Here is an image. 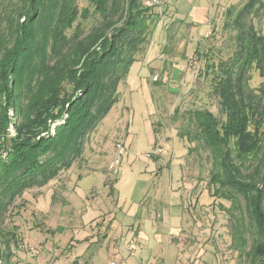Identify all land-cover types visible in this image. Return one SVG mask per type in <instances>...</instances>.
Returning a JSON list of instances; mask_svg holds the SVG:
<instances>
[{
  "label": "trees",
  "instance_id": "trees-1",
  "mask_svg": "<svg viewBox=\"0 0 264 264\" xmlns=\"http://www.w3.org/2000/svg\"><path fill=\"white\" fill-rule=\"evenodd\" d=\"M87 2L8 0L0 12V237L13 235L1 229L8 204L82 157L158 22L144 0ZM260 15L264 0L224 9L225 52L195 49L217 112L201 105L176 108L173 117L182 120L187 152H205L207 189L229 202L220 207L244 264H264V80L249 84L252 72L264 78Z\"/></svg>",
  "mask_w": 264,
  "mask_h": 264
},
{
  "label": "rangeland",
  "instance_id": "rangeland-1",
  "mask_svg": "<svg viewBox=\"0 0 264 264\" xmlns=\"http://www.w3.org/2000/svg\"><path fill=\"white\" fill-rule=\"evenodd\" d=\"M7 1L0 0V12L5 9ZM245 1L158 0L153 5V11L159 15L158 22L148 42L137 54V60L129 67L124 81L119 83L118 98L113 107L100 120L89 138L84 140L85 156L74 163L69 174L60 173V185L52 180L45 186L25 190L7 205L1 229L2 233L10 230L13 235L0 237L2 264H53L49 249L42 253L38 251L39 239L42 241L38 232L45 234V228L49 225L64 227L62 231L56 230L55 236L49 239L60 247L65 244L73 232L66 225L64 213H60V207L66 202L63 193L70 190L65 187L66 180L71 173L75 178L77 172L79 177L86 169L95 167L96 152L94 155L86 154L89 151L104 147L108 152L111 145L113 151L115 141L126 145L122 139L115 137L120 130L125 133L127 124L130 132L128 146L121 156L117 173L119 181L116 193L120 201L145 202L149 206L165 202L169 196V177L175 175L173 177L181 182L182 187L179 189L186 199L183 208L185 221H182L179 234L172 238L179 249L178 264H244L231 246L229 216L220 207H228L229 202L211 199L207 189L210 164L204 158L205 152H201V157L197 152H187L189 143L179 134L182 120H174L173 117L176 108L183 111L201 105L217 112L216 101L207 93L209 82L204 81L199 74L204 57L198 56L195 49L205 51L204 46L212 44L223 46V50H226L227 37L222 29L224 9L229 5L241 6ZM77 3L80 7L88 4L87 0H77ZM256 20L257 27L264 32V15L258 16ZM263 80L257 72H252L249 84L258 87ZM9 115H13L12 108L9 109ZM152 130L155 133L154 145L151 142ZM8 133V136L15 135L12 124L8 127ZM102 136H105L106 141ZM153 147H159L160 152L171 149L176 155L182 153L178 157L180 164L176 166L177 171L165 168L159 177L152 161L156 153L151 157L146 156L154 151ZM106 151L100 153L105 156ZM169 158L172 159L171 156ZM107 160L101 156L98 161L99 169L93 180L95 189H101L104 178L105 183L107 181L109 175L106 165L110 159ZM107 185L109 187L111 183L107 182ZM49 190L51 192L47 193ZM77 190L82 195V187ZM95 192L91 189L87 194L91 196ZM53 197L58 209L55 208L56 212L49 217L47 215V219L43 218L35 209L48 208ZM62 259L65 261V258Z\"/></svg>",
  "mask_w": 264,
  "mask_h": 264
},
{
  "label": "crops",
  "instance_id": "crops-1",
  "mask_svg": "<svg viewBox=\"0 0 264 264\" xmlns=\"http://www.w3.org/2000/svg\"><path fill=\"white\" fill-rule=\"evenodd\" d=\"M127 129L128 124L125 133L123 134L120 130L115 137L122 139L126 146H128L127 140L130 136ZM151 133V142L154 145L155 133L153 130ZM102 137L106 141L105 136ZM100 151L106 150L104 147H100L86 153L94 155L96 152L97 159L93 163L95 164L94 168L86 169V172L81 173L79 177L77 172L75 178L71 173L70 178L66 180L65 187L70 190L63 193L66 202L60 207V213H64L66 225L70 226L73 232L65 244L60 247L49 237H54L55 231H62L64 227L49 225L50 227L45 228V234L38 232L42 237V241L39 239L40 249L38 251L42 253L49 249L53 264L55 262L56 264H178L179 249L172 238L179 234L182 221H185L183 208L186 199L183 198L182 191L179 189L182 187L181 182L175 179V175H171L168 185L169 196L165 202L160 201L156 206L128 200L121 202L119 194L116 193L118 175L112 177L106 170L109 176L106 183L104 178L101 189H95L93 185L96 171L99 169L98 161L101 156L110 159L112 145L108 152L106 151L107 155L104 156V153L101 154ZM180 155H176V152L171 149L153 155L152 161L155 164L153 166H155L159 177L165 168L177 171L176 166L180 164L178 158ZM83 156H85L84 153ZM73 165L63 173L68 172L69 174ZM89 167L91 168V165ZM60 176L51 181L60 185ZM107 182L111 183L109 187ZM78 187H82V195L78 194ZM91 189L96 192L89 196L87 193ZM108 191L109 193H107ZM49 192L51 190L47 193ZM53 202L54 197L48 208L43 207L35 210L43 218H46L47 215L49 217L56 212L55 208L58 209ZM188 202L190 203L189 200ZM74 225L76 226L71 227ZM131 240L135 242L134 249L129 248L128 244ZM62 258H65V261Z\"/></svg>",
  "mask_w": 264,
  "mask_h": 264
},
{
  "label": "built area",
  "instance_id": "built-area-1",
  "mask_svg": "<svg viewBox=\"0 0 264 264\" xmlns=\"http://www.w3.org/2000/svg\"><path fill=\"white\" fill-rule=\"evenodd\" d=\"M158 3V0H146V6H153ZM154 151L151 153H147L146 156L151 157L152 154L160 152L159 147H153ZM127 147L121 141H115L113 145V151L111 154L110 160L107 162L106 170L110 175H117L120 167L121 156L126 152ZM129 248L134 249L136 247L135 242L133 240L129 241ZM1 255V254H0ZM0 264H2L1 256H0ZM113 264V263H112Z\"/></svg>",
  "mask_w": 264,
  "mask_h": 264
}]
</instances>
